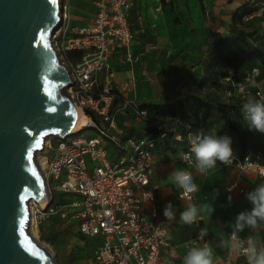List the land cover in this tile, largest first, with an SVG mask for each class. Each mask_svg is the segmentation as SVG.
I'll return each instance as SVG.
<instances>
[{
	"label": "built area",
	"instance_id": "1",
	"mask_svg": "<svg viewBox=\"0 0 264 264\" xmlns=\"http://www.w3.org/2000/svg\"><path fill=\"white\" fill-rule=\"evenodd\" d=\"M92 2L94 14L86 25L72 24L69 2L63 0L61 5L62 23L53 37L54 46L70 71L73 82L69 92L86 121L80 131L65 139L56 138L55 142L47 139L43 151L47 154L45 175L49 198L45 205L30 202L29 222L31 209L34 222L57 218L72 223L85 238H101L94 249L97 264H176L177 246L172 243L170 229L159 218L156 189L150 182L157 140L145 135L123 141L115 132L116 116L121 108L114 107V101L127 88L110 81L109 60L114 50L124 49L126 62L133 61L129 52L135 37L129 20L133 0ZM71 51L79 52L80 56L67 59L66 54ZM259 75V68L253 67L226 90L225 97L264 101ZM123 104L122 108H129L138 121L146 119L147 112L142 106L131 100ZM157 128L160 137L172 130L163 123L157 124ZM85 129H96L102 140L116 147L114 162L110 161L108 147L99 137L80 135ZM189 134L186 137L176 134L174 138L183 141ZM187 144L180 160L193 165L194 156L187 162L182 159L190 154ZM233 152L230 165L219 164L237 167L241 172L253 170L264 179V151H248L244 155L236 149ZM191 195L183 193L182 197ZM201 228L197 222L193 235L181 246L194 243L210 246L208 235L196 240ZM214 264H246V261L229 250L227 256Z\"/></svg>",
	"mask_w": 264,
	"mask_h": 264
},
{
	"label": "crops",
	"instance_id": "2",
	"mask_svg": "<svg viewBox=\"0 0 264 264\" xmlns=\"http://www.w3.org/2000/svg\"><path fill=\"white\" fill-rule=\"evenodd\" d=\"M66 1L70 5L72 24L86 25L91 21L94 14L92 0ZM254 1L133 0L129 17L135 33L129 48L133 61L126 62L124 49L114 50L109 60L112 69L110 81L127 88L121 91V97L115 105L121 108L116 116L117 137L126 140L129 137L145 136L137 135L143 124L135 119L129 108H122L125 100L140 106L201 94L203 90L199 89V83L204 74L201 61L221 40L240 34L241 27L234 22L235 13L246 5H252ZM250 18L264 19V9ZM175 145L178 148L176 154L158 146L154 153L150 182L156 189L159 218L170 229L172 243L177 246L176 264H182V257L188 249L181 244L193 235L196 224L188 226L180 223L179 215L191 204L207 205L208 209L202 213L203 220L198 223L207 229L215 263L228 254L229 249L224 242L229 239L232 231L230 224L234 223L240 211L251 208L245 193L264 182V179L259 178L253 170L241 172L234 166L223 167L220 162L207 175L201 174L195 168V163L187 165L180 160L183 148ZM232 148L237 150L235 146ZM177 168L192 173L199 190L191 197H182L184 192L170 180V173ZM168 202L173 204L176 211L174 220H167L163 215ZM53 220L63 221L57 218ZM70 226L71 230L76 229L72 223ZM248 235L250 233L247 229L240 233L242 238ZM257 235L264 240V230ZM100 240L96 238L90 242L93 250ZM93 264L97 263L93 260Z\"/></svg>",
	"mask_w": 264,
	"mask_h": 264
},
{
	"label": "water",
	"instance_id": "3",
	"mask_svg": "<svg viewBox=\"0 0 264 264\" xmlns=\"http://www.w3.org/2000/svg\"><path fill=\"white\" fill-rule=\"evenodd\" d=\"M63 0H0V264H56L29 234V204L48 201L36 154L73 134L70 71L54 46Z\"/></svg>",
	"mask_w": 264,
	"mask_h": 264
},
{
	"label": "trees",
	"instance_id": "4",
	"mask_svg": "<svg viewBox=\"0 0 264 264\" xmlns=\"http://www.w3.org/2000/svg\"><path fill=\"white\" fill-rule=\"evenodd\" d=\"M262 9L264 0H255L252 5H246L235 13L234 22L240 25L241 32L221 40L201 61L204 67V74L199 83V89L203 90L201 94L172 102H149L142 106L147 112L146 119L142 121L144 134L155 137L159 148L172 150V154H176L178 148L175 144L183 150L187 149L188 145L187 139L176 140V134L186 137L189 133L215 132L218 135L230 136L232 141L236 138L235 147L240 155L248 151H264V134L249 128L241 131L236 124L237 118L244 120L241 109L246 99L225 97L226 90L232 88L233 83L242 80L253 67L260 70L258 80L264 79V34H260L257 29L249 34L244 32V27L251 25L255 20L250 17ZM79 56V52L73 51L66 54V58L70 60ZM254 60L258 61L259 66L249 67ZM117 99L114 101V107L118 103ZM160 123L167 124L172 129L165 137H160L157 128ZM137 135L143 134L140 132Z\"/></svg>",
	"mask_w": 264,
	"mask_h": 264
},
{
	"label": "clouds",
	"instance_id": "5",
	"mask_svg": "<svg viewBox=\"0 0 264 264\" xmlns=\"http://www.w3.org/2000/svg\"><path fill=\"white\" fill-rule=\"evenodd\" d=\"M243 119L247 122L249 130H255L264 134V103L249 97L242 105ZM190 144V154L183 156L184 161L195 158V168L201 174L216 168L217 162L227 166L232 163L234 152L232 138L228 135L215 133L195 132L187 137ZM170 180L175 187L181 189L185 195L197 192L198 186L193 180L192 173L185 169H174L170 173ZM251 208L240 211L234 223L230 224L232 229L225 246L230 251H235L245 258L246 264H264V240L258 238V233L264 230V182L258 184L254 189L245 193ZM229 200L231 198L229 197ZM208 209L207 205H189L179 215V222L191 226L203 220L202 213ZM167 220L176 219V211L171 202H168L163 210ZM249 230L250 235L240 237V233ZM208 234L206 228H201L196 240H203ZM187 253L182 257V264H214L213 249L205 243L203 246L187 244Z\"/></svg>",
	"mask_w": 264,
	"mask_h": 264
},
{
	"label": "rangeland",
	"instance_id": "6",
	"mask_svg": "<svg viewBox=\"0 0 264 264\" xmlns=\"http://www.w3.org/2000/svg\"><path fill=\"white\" fill-rule=\"evenodd\" d=\"M264 19L254 20V22L244 27V32L246 34L252 33L255 29L258 30L260 34H264ZM58 32V31H57ZM56 32V33H57ZM251 66H259L258 61H252ZM262 89L264 92V79L262 81ZM141 104L140 106H144ZM236 124L238 128L242 131L243 129L248 128L246 121L241 118L236 119ZM139 131L144 134V128H140ZM80 135L89 137L97 136L101 140V135L96 129H85ZM79 136V135H77ZM124 138V137H123ZM52 142H55L57 139L55 137H50ZM119 139H122L119 137ZM103 144L108 147V157L111 162L112 156L116 152V147L110 143L108 140H102ZM125 141V140H123ZM236 145V138L232 141V146ZM47 154L42 150L36 154V160L38 162H45L43 166V172L46 174V159ZM97 163H95L96 165ZM46 177V175H45ZM34 228L36 231L35 240L48 249L54 256L56 264H93V247L90 242H94L96 238H84L80 235L76 229L71 230L69 222H63L59 220H44L43 222H34ZM30 227V224H29ZM50 237V239H48Z\"/></svg>",
	"mask_w": 264,
	"mask_h": 264
},
{
	"label": "bare ground",
	"instance_id": "7",
	"mask_svg": "<svg viewBox=\"0 0 264 264\" xmlns=\"http://www.w3.org/2000/svg\"><path fill=\"white\" fill-rule=\"evenodd\" d=\"M79 111V113H78V117H77V122H76V124H75V126H74V128H73V132H77V131H80L82 128V125L85 123V118L83 117V115H82V113L80 112V110H78ZM46 145H47V141L45 142V144H44V148L46 147ZM35 160H36V158H35ZM36 163H37V165L39 166V168H40V170H41V172H42V174L44 175V177H45V174H44V172H43V166H45V162H43L42 161V163L41 162H38L37 160H36ZM45 180H46V177H45ZM47 202H44V203H42V205H45ZM30 208V207H29ZM30 211H31V220H30V222H29V224H30V227L28 228V231H29V234L33 237V239L35 240V237H37L36 236V231H35V228H34V220H33V218H32V210L30 209Z\"/></svg>",
	"mask_w": 264,
	"mask_h": 264
}]
</instances>
